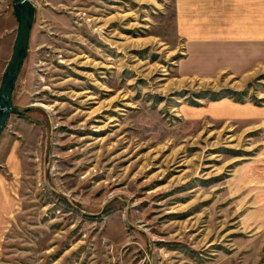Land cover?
Segmentation results:
<instances>
[{"label":"rangeland","instance_id":"1","mask_svg":"<svg viewBox=\"0 0 264 264\" xmlns=\"http://www.w3.org/2000/svg\"><path fill=\"white\" fill-rule=\"evenodd\" d=\"M31 2L13 102L42 108L0 137L23 170L0 264H264V122L209 109L264 104V70L243 90L190 77L208 59L178 35L176 0ZM17 28L0 0V85Z\"/></svg>","mask_w":264,"mask_h":264},{"label":"crops","instance_id":"2","mask_svg":"<svg viewBox=\"0 0 264 264\" xmlns=\"http://www.w3.org/2000/svg\"><path fill=\"white\" fill-rule=\"evenodd\" d=\"M175 22L189 55L194 49L208 59L201 70H188L190 77L202 75L215 81L227 75L243 90L263 72L264 0H176ZM209 104V109L223 118L251 127L264 122L262 101L238 102L227 95ZM8 143V139L0 142V240L18 214L14 183L23 176L18 152L13 147L8 150Z\"/></svg>","mask_w":264,"mask_h":264},{"label":"water","instance_id":"3","mask_svg":"<svg viewBox=\"0 0 264 264\" xmlns=\"http://www.w3.org/2000/svg\"><path fill=\"white\" fill-rule=\"evenodd\" d=\"M13 3L18 28L12 56L0 85V137L13 114L42 108L39 105L17 108L13 102L17 81L27 58L35 19V7L31 0H13Z\"/></svg>","mask_w":264,"mask_h":264},{"label":"trees","instance_id":"4","mask_svg":"<svg viewBox=\"0 0 264 264\" xmlns=\"http://www.w3.org/2000/svg\"><path fill=\"white\" fill-rule=\"evenodd\" d=\"M231 96H232V94H231ZM232 98H233V96H232ZM239 102V101H238Z\"/></svg>","mask_w":264,"mask_h":264}]
</instances>
